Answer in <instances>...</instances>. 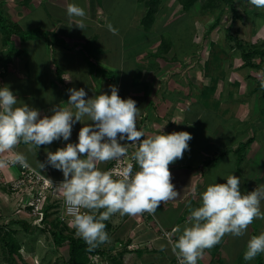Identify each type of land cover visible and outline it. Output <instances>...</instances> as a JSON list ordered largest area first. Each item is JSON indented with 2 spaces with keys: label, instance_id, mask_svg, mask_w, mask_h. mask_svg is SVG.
Instances as JSON below:
<instances>
[{
  "label": "crops",
  "instance_id": "0c3cea01",
  "mask_svg": "<svg viewBox=\"0 0 264 264\" xmlns=\"http://www.w3.org/2000/svg\"><path fill=\"white\" fill-rule=\"evenodd\" d=\"M103 1L0 0V88L8 86L19 103L37 109L42 118L50 116L54 107H71L67 104L69 89L83 88L87 93V99L101 93L110 95L109 86H116L122 99L135 100L137 108L141 110L137 118V130L148 121L155 123L157 129L146 133V137L161 132L170 134L182 131L187 125V110L191 105L201 103L200 92L199 95L192 93L189 97L186 90L184 92L177 90L178 88L172 90L170 82L167 83L169 88H162L165 75L161 76L156 68H160L159 61L154 63L144 57L143 59L141 55L126 57L123 52L119 53V39H112V36L106 38L105 27L100 24L103 22L101 20ZM68 4H76L85 10L86 16L83 20L86 27L83 30L75 26L76 20L80 18H70L67 15ZM138 13L140 17L137 25L141 28L145 9L140 0ZM152 29H156V22L149 30ZM29 32H36L37 35L25 38L24 35ZM108 33L115 35L110 31ZM141 60L145 65L147 63L149 65L145 66L144 71L141 70ZM172 61L171 65L163 62V67L175 69L179 65L178 61ZM175 61L177 64L174 66ZM199 72L201 74L202 69ZM204 89L211 88H203L202 93ZM212 89L216 91L215 88ZM254 89L250 93H253ZM215 96L219 97L217 94ZM146 113L148 116H145ZM194 120L196 122L200 120V113ZM84 123L92 122L85 117ZM84 123L77 122L73 125L68 141L61 138L38 149H30L29 145L20 143L15 151L25 155L29 165L39 169L37 161L44 163L47 152H55L58 148L65 147L67 143L78 142V133L80 128L85 126ZM232 139L234 141L229 148L237 152L240 144L250 138L242 139L239 145L235 142V136ZM211 142L212 144L209 143L205 149L199 145L196 147L195 143L189 144L183 158L170 164L171 182L179 196L175 200L161 203L155 211L153 218L157 227L170 231L179 225L182 231L190 214L186 206L188 202L191 201L192 208H195L199 206V194L206 186L226 183L228 176L214 182L207 176V173L213 170L218 171L217 163L214 164V160L210 163L209 158H215L220 152L218 148L220 139H213ZM120 143L129 142L125 140ZM249 151L251 155V150ZM224 154H220L219 157H224ZM111 163L112 161L101 163L99 167L108 170ZM43 170L50 172L53 180L64 179L62 171L50 165H46ZM17 174L16 168L8 166L0 168V183L4 179L11 181ZM139 217V214L121 216L116 213L107 221L110 229L108 234L118 239L117 246H121L122 250L119 252L133 251L128 254H136L138 264H177L176 255L167 239L161 236L157 228L141 222ZM252 234L253 231L247 229L245 235ZM235 240V237L225 235L219 244L205 250L197 264H243V257L239 248L235 247ZM128 245H134L135 248L128 249Z\"/></svg>",
  "mask_w": 264,
  "mask_h": 264
},
{
  "label": "clouds",
  "instance_id": "9594fccd",
  "mask_svg": "<svg viewBox=\"0 0 264 264\" xmlns=\"http://www.w3.org/2000/svg\"><path fill=\"white\" fill-rule=\"evenodd\" d=\"M248 3L264 8V0ZM66 12L70 18H80L76 27H86L83 8L68 4ZM107 28L118 33L111 23ZM109 87L110 95L101 93L87 99L83 88L69 89L67 104L71 107H54L50 116L42 118L37 109L19 103L8 86L0 88V154H11L10 159H0V168L9 163L30 167L25 155L14 151L20 143L38 149L61 138L68 141L75 123H84L85 117L92 122L80 128L77 143L47 152L44 163L37 161L39 169L50 165L62 171L64 179L55 186L71 217L69 226L86 243L89 252L110 243L104 221L114 214H154L161 203L179 196L171 182L169 166L183 158L193 138L186 131L146 137L137 130L141 110L136 101L122 99L116 86ZM261 87L264 88V81ZM125 140L130 143H120ZM129 147L133 149L131 153ZM125 158L129 162L118 172L99 167L101 163ZM134 165H138L137 171H133ZM240 185V178L232 174L226 183L206 186L199 194V206L192 208L188 202L186 226L181 231L177 225L165 233L178 264H197L205 250L219 244L225 235L241 237L255 219H264V184L246 193ZM260 254H264V233L250 237L243 258L252 261Z\"/></svg>",
  "mask_w": 264,
  "mask_h": 264
},
{
  "label": "rangeland",
  "instance_id": "374dc122",
  "mask_svg": "<svg viewBox=\"0 0 264 264\" xmlns=\"http://www.w3.org/2000/svg\"><path fill=\"white\" fill-rule=\"evenodd\" d=\"M103 2V22L100 24L105 27L106 38L112 36V39H119V53L123 52L126 57L141 55L154 63L159 61L160 68H156L161 76L165 75L162 88H169L167 83L170 82L172 90H186L189 97L200 92L201 103H195L187 110V125L182 131L189 132L193 137L188 144L195 143L196 147L199 145L203 149L212 144L213 139H220V152L215 158H209L210 163L213 160L214 164L217 163L218 169L207 173L211 182L233 174L240 178V188L245 193L264 184V88L261 87L264 70L245 67L241 48L237 44L240 42L246 49L264 47V8L258 9L248 0H235L234 12L230 5L216 0L204 9L201 6L206 0H199L191 11L184 12L179 0H161L155 16L156 29L150 31L144 29V25L141 28L137 25L140 17L138 0ZM217 17L219 22L212 27ZM109 23L118 30L117 34L108 33ZM259 59H256L257 63ZM142 60L141 70L144 71L149 65ZM172 60L178 61L179 65L175 69H165L163 62L171 65ZM203 88H215L216 91L205 93L204 89L202 93ZM253 89L254 92L250 93ZM215 94L219 97L216 98ZM198 113L200 120L196 122L194 118ZM234 136L238 145L242 139L253 140L246 149V158L243 149L234 152L229 148ZM223 153L224 157H219ZM4 157L3 154L1 159ZM5 180L0 183V264H67L69 242L61 240L57 243L52 234L54 230H63L55 222L61 211L59 200H56V205H50L55 208L50 210L47 220L34 225L35 215L27 213L19 204L21 192L20 195L12 193L10 181ZM261 210L264 211V202ZM24 223L32 229L27 230ZM104 223L108 233L109 223ZM248 229L253 231L252 235L244 234L238 240L235 237V247L239 248L242 257L250 237L264 233V219H255ZM63 234L78 238L69 230H63ZM108 235L110 243L96 248L98 253L89 252L85 247L86 264H115V260L121 264L139 263L136 254H128L133 251L119 252L122 249L117 246L118 239ZM11 243L19 249L17 252L11 251ZM242 263L264 264V254L252 261L243 258Z\"/></svg>",
  "mask_w": 264,
  "mask_h": 264
},
{
  "label": "built area",
  "instance_id": "2783aa9c",
  "mask_svg": "<svg viewBox=\"0 0 264 264\" xmlns=\"http://www.w3.org/2000/svg\"><path fill=\"white\" fill-rule=\"evenodd\" d=\"M145 116H148L147 113L145 114ZM156 129L157 128L155 123H150L148 121L145 126L141 127L140 130H142L146 135V133L155 131ZM132 150L133 149L129 147V153H131ZM4 156L5 157L3 159L11 158L10 153H5ZM2 157L3 154L1 155V158ZM127 162H129L127 158H125L123 161L113 160L108 170H113L114 173L118 172L120 168ZM8 167L16 168L18 170L17 177L15 178V180H11L9 182V185L12 189V193H17L20 195L21 192L19 204H21L23 210L27 211V213H32L33 215H35L33 223L34 225H40L41 223H43V221L45 220L46 206L52 204L56 205V200H59V202L61 203V211H59L58 216L56 217L62 226H66L69 230H74L69 226L68 221L71 217L67 214L63 197L57 191V188L55 186L56 184L61 182L60 180H53L50 176V172L43 169L34 168L31 165L29 168H24L19 164L9 163ZM137 170L138 165H134L133 171ZM139 215V219L141 220V222L147 223L149 226L157 228L161 236L167 239L165 233H169L172 230L169 231L157 227L156 223L154 222L153 214H148L147 212H145ZM127 248L134 249L135 246L128 245ZM176 262L178 264L177 257Z\"/></svg>",
  "mask_w": 264,
  "mask_h": 264
},
{
  "label": "trees",
  "instance_id": "16d2710c",
  "mask_svg": "<svg viewBox=\"0 0 264 264\" xmlns=\"http://www.w3.org/2000/svg\"><path fill=\"white\" fill-rule=\"evenodd\" d=\"M141 2H144V7H145V14L142 17V24L144 25L145 29H150V27L153 25V23L155 22V16L158 10V7L161 3V0H140ZM216 0H206L205 3H203V5L201 6V8L203 7L204 9L208 7L209 4H211L212 2H214ZM223 2H225L226 4L230 5L231 9L235 12V8L233 6V2L235 0H221ZM199 2V0H179L180 5L182 6V9L184 12H189L191 11L196 4ZM211 6V5H209ZM219 22V17L216 18V20L214 21L212 27H215ZM16 27V26H15ZM37 33L36 32H29L28 34L24 35L25 38H32L34 36H36ZM231 39H234L233 37H230ZM237 44L239 45V47L241 48V56L244 59V65L245 67H250V68H260L262 70H264V61L262 62V60L264 59V47H255L252 49H246L245 47H243V45L240 42H237ZM259 59V63L256 62V59ZM262 58V59H261ZM214 89H208L205 90V93H207L208 91H213ZM252 139L247 140L245 143L240 144V146L237 149V152L240 151L241 149H243L244 151H246L248 145L253 141H251ZM245 155V154H244ZM243 155V156H244ZM242 158H239V161L241 162ZM53 207L48 205L45 208V220H47V218L50 215V209H52ZM55 208V207H54ZM56 225L61 223L59 222V220L56 218ZM24 226L27 230H31L32 228L30 226H27L26 223H24ZM62 226V225H61ZM63 230H69L66 226H62ZM63 230H54L52 232L53 236H54V240L57 243H60L61 240H68L69 242V255L70 258L67 262V264H86L87 263V259L84 256L85 255V247H87L86 243L80 239V238H74L71 237V235H67L65 236L63 234ZM72 234L75 233V230H69ZM10 249L12 252H17V250H19L18 248H16V246L14 245V243H11L10 245ZM95 252H99V250H94ZM91 251V252H94ZM115 264H121L120 262H118L117 260H115Z\"/></svg>",
  "mask_w": 264,
  "mask_h": 264
}]
</instances>
